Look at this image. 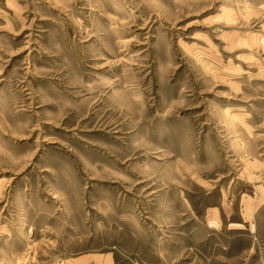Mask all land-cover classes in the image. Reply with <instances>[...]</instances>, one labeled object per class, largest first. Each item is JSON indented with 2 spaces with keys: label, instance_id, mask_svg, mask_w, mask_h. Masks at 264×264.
Masks as SVG:
<instances>
[{
  "label": "rangeland",
  "instance_id": "rangeland-1",
  "mask_svg": "<svg viewBox=\"0 0 264 264\" xmlns=\"http://www.w3.org/2000/svg\"><path fill=\"white\" fill-rule=\"evenodd\" d=\"M254 196L258 264L264 0H0L1 255L156 263L145 230Z\"/></svg>",
  "mask_w": 264,
  "mask_h": 264
},
{
  "label": "crops",
  "instance_id": "crops-1",
  "mask_svg": "<svg viewBox=\"0 0 264 264\" xmlns=\"http://www.w3.org/2000/svg\"><path fill=\"white\" fill-rule=\"evenodd\" d=\"M245 202L240 203L239 216L240 220L232 221L230 216L233 213L231 209H227V221L224 222V210L219 207L218 211L207 210L205 218L198 219L200 222L197 226L186 225L179 230L181 236H201V239L185 238L183 241L173 240L170 230L158 229L152 231L150 229L144 231L143 245H149V250L157 258V262L153 263L143 260V264H251V255L245 251H237L238 248L246 249L243 242L237 239L231 240L228 236L230 231L242 230L243 227L254 226L256 228L261 224L262 216L261 200L257 197L241 198ZM194 212V211H193ZM187 220H190L187 218ZM226 223V224H225ZM247 223H249L247 225ZM188 226L190 227L188 229ZM225 233V238H224ZM254 233H257L254 231ZM183 234V235H180ZM214 236L218 239L213 240ZM170 237V238H169ZM259 242L254 240L249 245L250 248H257ZM248 256V257H247ZM258 264H264V256L253 259ZM140 262H135L137 264ZM0 264H25L20 262L19 257H10L0 254ZM61 264H119L117 256L114 252L109 253H91L81 255L76 258L64 260Z\"/></svg>",
  "mask_w": 264,
  "mask_h": 264
},
{
  "label": "built area",
  "instance_id": "built-area-1",
  "mask_svg": "<svg viewBox=\"0 0 264 264\" xmlns=\"http://www.w3.org/2000/svg\"><path fill=\"white\" fill-rule=\"evenodd\" d=\"M137 264H143V263H137Z\"/></svg>",
  "mask_w": 264,
  "mask_h": 264
}]
</instances>
